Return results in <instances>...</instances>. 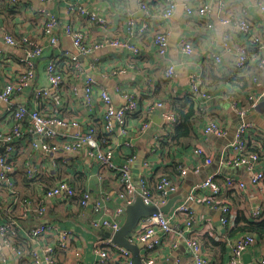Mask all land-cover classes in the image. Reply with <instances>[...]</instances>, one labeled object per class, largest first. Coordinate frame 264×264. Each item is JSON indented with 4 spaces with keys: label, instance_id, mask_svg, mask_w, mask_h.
Here are the masks:
<instances>
[{
    "label": "crops",
    "instance_id": "obj_1",
    "mask_svg": "<svg viewBox=\"0 0 264 264\" xmlns=\"http://www.w3.org/2000/svg\"><path fill=\"white\" fill-rule=\"evenodd\" d=\"M77 1L83 2L89 9L97 10L109 19L107 30L102 32L93 28L89 32L90 39L96 40L102 33L111 37L123 35L121 5L129 6L138 21L144 18V14L138 8V0H18L19 3L14 6L0 0V28L17 39L27 37L32 43L43 46V54L35 63L34 78L28 87L11 97L10 105L36 106L45 114L52 111L66 119L77 121L79 123L77 129L82 130L90 123L100 126L104 107L96 91L90 106L84 104L81 91L77 96L70 92L69 89L73 83L81 82L72 65H67L63 69L65 78L59 91L60 97L53 89L49 90L47 99L40 97L36 100L33 96L35 89L50 88L45 74L47 60L51 57H59L62 51L75 52L70 38L64 34L59 35L58 47L52 48L45 45L40 30L42 18L36 10L38 7L47 8L57 14L62 21H66L63 8L67 3ZM197 1L211 5L208 17L196 13L189 15L184 10L179 21L163 20L159 16L162 7L155 6L152 10L151 28L139 43L140 54L138 56L133 57L126 51L107 47L105 51L99 52L101 57L99 68L90 69L87 56L79 55V61L85 73H91L97 79L98 85L107 89L116 107L124 104V92H130L136 96L139 106L135 113L127 117V132L122 135L115 134L110 138L109 145L114 149L115 163H122L128 157H133L129 164L130 174L137 187L142 177L149 187L154 186L160 175L169 176L176 182L177 190L169 196L175 200L173 207L165 214L171 215L177 204L186 201L191 187L200 183L208 174L216 173L220 181L225 177L224 175H233L245 182L246 186L242 190H222L221 201L229 204L231 215L229 224L222 225L219 222L220 210L218 208L206 206L199 201L194 202V207L190 206L195 210V222L192 226L203 246L205 247L206 237H211L215 241H225L224 250L220 251L214 246L211 253L216 262L228 264L230 242L241 235L237 233L229 236L228 230L233 226V220L237 214H244L250 218L252 208L262 205L264 207V181L259 185L251 184L249 172L245 167L227 165L224 160L229 154L227 147L233 140L238 125L242 120L247 119L246 121L254 124L245 133L247 149H256L259 152L260 159L257 169L264 172V93L258 97L254 106L247 100V95L251 92L255 93L254 91L257 94L259 87L255 85L253 91L254 82L252 86L243 87L239 78H243L246 71L235 70L234 66L238 46L243 44L250 46V35L242 34L237 31L236 27L222 24L220 20L240 16L242 11H246V16L254 27L252 34L254 31L258 33L264 29V11L257 6L256 0ZM180 2L182 3L183 0ZM159 3L162 4L163 0H159ZM69 20L75 25L78 24V17L74 14L69 17ZM209 22L212 24L211 27L207 26ZM161 31L168 34V46L166 53L159 57L156 54L152 37ZM226 33H229L231 37L228 50L222 45ZM182 38L192 43L193 50L190 55L181 51L179 41ZM24 53V47H8L3 40H0V89L7 81L14 80L19 71L24 69L23 63L19 60L24 57ZM211 53L219 54L222 61L215 63L210 58ZM247 56L248 67L254 70L257 51L256 54L247 53ZM167 64H173L175 67L172 78L164 77ZM190 73L199 75L204 85L208 87L204 97L198 96L193 99L201 114L194 119L193 134L187 142H184L186 145L169 150L161 149L160 143L155 140V137L163 130L159 110L150 114V126L140 131L141 121L146 118V106L156 100L170 105L174 97L186 100L184 96L188 92L187 79ZM223 76L238 81L228 82ZM258 77L264 80L263 70ZM116 86H119L121 91H116ZM149 89H151L150 92H148ZM260 103L263 105L261 109H258ZM7 109L8 105L0 102V132L7 131L11 125L12 119ZM240 111L244 114H240ZM209 120L222 124L225 127V134L223 136L205 134L204 126ZM68 130V133H72L76 129ZM33 141L38 143V136L25 128V132L16 142L18 151L14 158L16 170L13 185L16 195L0 187V197L4 199L3 205L6 208L10 207L5 211L10 212L12 218L16 215L20 217L22 208L18 203L21 197L26 196L32 203H36L38 193H42L45 188L53 186L59 180L68 182L76 192L74 198H47L44 202L46 211L42 218L48 223H55L60 229L71 230L74 236L72 248L60 252L57 255L56 264H77L75 251L80 254V263L93 264L96 259L93 253L95 243L99 240H111V234L114 232L111 231L110 235H106L102 230L103 221L116 222L120 226L124 221L125 210L117 212L120 206V201L116 197L120 189L117 174L111 170L101 169L96 162L89 160L85 148L80 149L78 153L61 151L53 155L56 164L52 165L50 155L44 153L39 146L33 147ZM126 141L131 142L130 147L125 146ZM195 147H200L202 153L195 154ZM206 157L211 159L210 163L204 162ZM174 162H182L187 167L188 171L185 176L178 175L177 170H174ZM29 163L37 170L36 177L30 183L25 176V167ZM83 192H90L101 200L99 211L93 212L89 206L84 208L80 205L78 199L81 198ZM12 203L15 206H12ZM2 216L0 213V222ZM36 222L32 216L21 219L17 245L23 244L26 231ZM94 222L99 223L100 228H96L93 225ZM180 226L183 229L181 236L178 233L169 234L161 245L150 251L142 246L139 249L142 263L145 264L144 261L149 259L152 264H193L183 237L188 235V231L185 230L182 222ZM263 249L264 240L257 239V242L243 253L248 255L244 258L242 255L243 263L257 264L256 261ZM112 254L113 259L108 264H115L117 253L113 250ZM209 256L214 261L212 256ZM15 263V259L12 258L5 264Z\"/></svg>",
    "mask_w": 264,
    "mask_h": 264
},
{
    "label": "built area",
    "instance_id": "obj_2",
    "mask_svg": "<svg viewBox=\"0 0 264 264\" xmlns=\"http://www.w3.org/2000/svg\"><path fill=\"white\" fill-rule=\"evenodd\" d=\"M9 5L18 4V0H4ZM257 6L264 11V0H256ZM157 2V4H156ZM177 3V0H138V8L144 14V18L138 21L135 18L133 10L127 5H121V18L124 23L123 35L111 37L105 33L98 39H90L89 32L93 28H97L105 32L109 26V19L106 15L97 10L89 9L83 2H69L63 8L66 21H62L57 14L49 11L47 8L38 7L36 13L42 18L41 33L45 40V45L50 47L59 46V35L64 34L70 38L71 44L75 49L74 53L62 51L59 57H51L45 64V74L50 88L35 89L34 98L38 100L40 97H49V90L53 89L55 94L60 97L59 91L64 81V68L67 65H72L75 74L81 79V82L73 83L70 86V92L77 96L79 91L82 93V100L86 106H90L95 91L98 98L104 107L101 117L100 126L93 123L87 125L85 129L79 128V123L75 120H69L56 113L50 111L48 114L43 113L36 106H28L19 104L11 106V97L23 91L28 87L34 78L35 63L43 54V46L32 43L27 37L15 38L7 31L0 28V40H3L8 47L21 46L25 48L24 57L20 58L24 69L20 70L14 80L7 83L0 89V102L8 105V112L12 119L10 128L7 131L0 132V187L6 188L10 194H15L14 174L16 166L14 158L16 155L17 140L23 135L26 130L38 136V143L32 142L33 147L40 149L50 155L52 165L56 164L53 155L59 152H76L80 149H87V157L89 160L96 162L101 169L111 170L117 174L120 189L117 191V199L120 201V206L117 212L120 213L125 205L134 202L137 195H140L145 204H153L160 206L166 203L169 196L176 192V182L166 175H160L153 187H149L145 179H139L138 187L133 183L130 174V161L133 157H128L125 162H114V149L109 145L110 138L115 134H125L127 132V117L138 110V101L135 95L130 92H124V104L116 107L113 103L112 96L106 88L98 85L97 79L91 73H85L79 61V55H84L89 58L90 69L99 68L101 57L99 52L105 51L107 47L126 51L130 56H138L140 54V41L145 38L151 28V18L155 6H161L159 16L166 20L167 13ZM182 6L185 12L189 15L198 14L208 17L211 10V5L207 2L197 0H183ZM78 17V24H73L69 17L71 15ZM222 24L232 25L237 31L245 35H250V45L238 46L237 56L235 60V70L246 71L248 67L247 52L249 47L255 48L257 51L256 66L264 71V29L260 32H253L254 27L251 21L246 16V11L237 17L222 18ZM208 27L212 24L207 23ZM230 34L226 33L223 37V47L229 49ZM156 47V54L162 57L166 53L168 46V34L164 31L157 32L152 37ZM181 51L190 55L193 46L191 41L182 38L179 41ZM210 58L215 63L222 61V58L217 53H211ZM117 71V70H116ZM175 67L173 64H167L164 71L165 78L174 76ZM188 92L184 98L194 99V97H204L205 89L202 87L200 76L196 73L188 75ZM255 85L259 90L251 92L247 95V100L254 106L258 97L264 93V80L260 77H253ZM116 91H121L119 86L115 87ZM151 89L148 90L150 92ZM155 110L160 111V117L163 121V130L159 133L155 140L157 143L168 141V134L177 122L175 113L169 104L163 101L156 100L146 106V118L142 119L140 131H144L150 126V114ZM240 114L244 112L240 111ZM254 124L246 120H242L238 125L233 140L229 143L227 151L229 154L225 157L227 165H241L249 172V180L253 185H259L264 181V172L257 169L259 162V152L257 150H248L245 133L252 128ZM76 129L72 133H68V129ZM205 134H214L223 136L225 127L215 121L209 120L204 126ZM126 147L131 146L130 141L125 142ZM194 153L199 155L202 153L200 147L194 148ZM205 163H210L211 159L206 157ZM147 165V163H146ZM176 170L178 175L185 176L187 167L182 162H177ZM37 170L32 164H27L25 167V176L30 183L36 177ZM221 181L217 178L216 173L208 174L200 183L191 187L187 193L186 201L177 204L171 215L163 212L152 214L151 216L140 219L136 228L132 230L127 238L131 243H141L143 248L150 251L161 245L167 235L178 233L181 236L180 222L184 224L188 235L183 236L186 246L189 249V254L193 264H213V261L203 246L197 233L193 229L195 222V210L190 207L187 202L199 201L206 206L218 208L220 210L219 222L222 225L230 223L229 205L221 201L222 190L239 191L245 188L246 184L243 180L234 177L233 175H224ZM139 189V190H137ZM200 194V196H198ZM76 196L74 188L64 180H59L53 186L45 188L42 193H38L36 203L23 196L19 199L18 205L21 206L22 212L20 217L15 218L10 216V212H6L3 205L4 199L0 197V213H2V221L0 222V264H5L8 260L14 258L15 264H56L57 255L60 252L68 251L72 248L73 233L69 229H60L55 223H48L42 217L46 211L44 204L47 198H62L71 199ZM80 199V200H79ZM78 201L84 208L90 207L93 212L99 211L101 208V200L96 198L90 192H83ZM12 206H15L12 203ZM264 207L256 206L251 209L252 219H261L264 217ZM27 216H32L37 222L31 225L25 233V241L21 246L16 244L20 237V222ZM11 217V218H9ZM9 218V219H8ZM23 225V224H22ZM96 228L103 227L115 231L119 228V223L104 220L100 225L94 222ZM257 242L255 235L251 233H243L230 242V253L228 264H244L242 261L243 253ZM174 245V244H173ZM116 251L117 257L114 260L115 264H133L131 252L109 240H99L95 243L93 253L96 259L93 264H108L113 259L112 251ZM77 264L80 263V254L75 251ZM117 261V262H116ZM178 262V260H177ZM257 264H264V249L261 256L257 259ZM145 264H152V261L147 259Z\"/></svg>",
    "mask_w": 264,
    "mask_h": 264
},
{
    "label": "trees",
    "instance_id": "obj_3",
    "mask_svg": "<svg viewBox=\"0 0 264 264\" xmlns=\"http://www.w3.org/2000/svg\"><path fill=\"white\" fill-rule=\"evenodd\" d=\"M250 49L252 50L249 51ZM251 52H254L256 54V49L249 47L247 53L250 54ZM261 71L262 70L259 69L256 66V64H255L254 70L251 69V67H247L246 73L243 76V78H239V81H242L241 83L242 86L243 87H246V86L248 87L249 85L252 86L253 77L260 76ZM223 78L228 82H232L233 80L238 81L236 79H233V80L229 79L225 76H223ZM201 84H202V87L205 89V91H207L208 87L204 85L202 79H201ZM170 107L175 113L177 122L172 128V130L170 131V133L168 134L169 142L168 141L160 142L161 149H167V150L173 147H182L186 145L184 142H187V140L190 139L193 134L194 119L196 116H198V114H201L200 109L198 108L197 104L195 103L193 99L183 100L182 98L180 99V98L174 97L172 101L170 102ZM251 150H256V149H251ZM176 165H177V162H174V167H175L174 170H176ZM237 233H241V234L251 233L255 235L257 239L264 240V217H262L261 219H252V217L250 218L246 217L244 214H237L236 218L233 220V226L228 230V235L231 236ZM204 244H205V249L207 253L211 255L212 258L214 259V261L212 260L213 264H221L220 262H216V259L213 257L214 255H212L211 253L212 251L211 249L215 246L220 251L224 250L226 246L225 241L223 240L215 241L211 237H206V241L204 242ZM214 253H219V252H214Z\"/></svg>",
    "mask_w": 264,
    "mask_h": 264
},
{
    "label": "water",
    "instance_id": "obj_4",
    "mask_svg": "<svg viewBox=\"0 0 264 264\" xmlns=\"http://www.w3.org/2000/svg\"><path fill=\"white\" fill-rule=\"evenodd\" d=\"M262 105L263 103H260V106H258L257 108L261 109ZM174 201H175L174 198L171 197L163 205L160 206H156L153 204L148 205L142 201L140 195H137L133 203L125 205L124 207L125 217L121 226L117 230H115L112 234H111V230L106 227H103L102 230L105 232L106 235L111 234V240L114 243H117L118 245L128 249L132 253L133 264H143L139 254V249L142 247V244L131 243L127 239V235L136 228L140 219L147 216H151L152 214L158 212L168 213L171 207H173ZM187 203L191 207L195 206L194 202H187ZM244 257H248V255L243 254V258ZM245 262L247 261L245 260Z\"/></svg>",
    "mask_w": 264,
    "mask_h": 264
},
{
    "label": "clouds",
    "instance_id": "obj_5",
    "mask_svg": "<svg viewBox=\"0 0 264 264\" xmlns=\"http://www.w3.org/2000/svg\"><path fill=\"white\" fill-rule=\"evenodd\" d=\"M183 12L184 9L182 3L180 2V0H178L176 5L167 13L168 19L172 21H179V19L183 15Z\"/></svg>",
    "mask_w": 264,
    "mask_h": 264
},
{
    "label": "rangeland",
    "instance_id": "obj_6",
    "mask_svg": "<svg viewBox=\"0 0 264 264\" xmlns=\"http://www.w3.org/2000/svg\"><path fill=\"white\" fill-rule=\"evenodd\" d=\"M247 120V119H246Z\"/></svg>",
    "mask_w": 264,
    "mask_h": 264
}]
</instances>
